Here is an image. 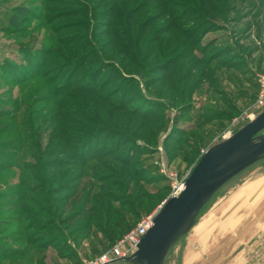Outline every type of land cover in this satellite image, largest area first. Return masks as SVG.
I'll list each match as a JSON object with an SVG mask.
<instances>
[{
  "label": "rangeland",
  "instance_id": "374dc122",
  "mask_svg": "<svg viewBox=\"0 0 264 264\" xmlns=\"http://www.w3.org/2000/svg\"><path fill=\"white\" fill-rule=\"evenodd\" d=\"M258 74L264 0H0V109L18 108L15 138L36 136L43 161L60 146L66 164L54 182L30 181L44 214L0 206V264H84L109 252L171 196L169 175L185 179L264 110L254 106ZM73 210L81 217L69 219ZM30 238L45 248H26ZM9 249L28 251L3 260ZM162 264H264V157L210 197Z\"/></svg>",
  "mask_w": 264,
  "mask_h": 264
},
{
  "label": "water",
  "instance_id": "95a60500",
  "mask_svg": "<svg viewBox=\"0 0 264 264\" xmlns=\"http://www.w3.org/2000/svg\"><path fill=\"white\" fill-rule=\"evenodd\" d=\"M264 157V110L227 138L208 148L184 179L178 195L167 198L135 251L131 264H162L171 245L186 234L202 207L229 179Z\"/></svg>",
  "mask_w": 264,
  "mask_h": 264
},
{
  "label": "trees",
  "instance_id": "16d2710c",
  "mask_svg": "<svg viewBox=\"0 0 264 264\" xmlns=\"http://www.w3.org/2000/svg\"><path fill=\"white\" fill-rule=\"evenodd\" d=\"M187 41H189V39H187ZM184 48H185L184 46L182 45L180 46V50ZM25 79L26 78L21 77L18 81L14 82V85L15 86L25 85L26 84ZM21 88H23V86ZM19 97L20 96H16V97H13V99L15 100L19 99ZM18 111H19L18 108H16L12 112H7L5 110L0 109V122L4 120L6 121L5 124H2V125L0 124V158H1V161H0V189L2 185H5L7 189L10 191V193L0 192V201L3 200L0 202V206H6L12 209H21V213L25 214L26 217L30 218V216H34L37 218L35 214L33 215L31 213L29 216L28 215L29 212H31V210H34L37 212V214L40 215V214H44V209L43 207H38V203H36L34 199L28 196L29 193H33L37 190L36 188L34 189V187L30 186V181L36 180L40 182V184H44L45 182H50V183L54 182L55 170L66 164L60 162L55 157V156H60L57 154H62V151H60L61 150L60 146H58L54 150L55 153L52 152L51 154L52 156L50 159L43 161L42 158L46 154V150H44L41 142L36 141L38 140L36 136H34V139H31V141L26 142V143H25V139H21L20 137H17V138L14 137V134L17 131V128L19 126V123H17ZM9 150H11L13 154H11V152H8ZM20 152H21L20 155H24L25 153L27 155H30L28 156L29 160L26 163L19 161V157H21L19 155ZM71 154L75 155L74 153H71ZM16 156L18 158L15 161H13ZM44 169L53 170L52 173H50L47 176V178H45L40 172L41 170H44ZM32 170H39V172L36 173V175L33 177L32 173H28L29 171L32 172ZM80 177L81 176L79 175L71 176L69 178L70 180L69 182L74 184ZM11 179L12 180L15 179V183H12ZM61 190L62 189L59 188L51 192L57 194ZM68 198L69 197L67 196H62L59 198L57 197L54 200V202H56L57 204L59 203L65 204ZM4 200H9L12 203H9V201L7 202ZM86 200L87 199L85 198V200L83 201L85 202ZM93 205L104 207V203L101 201V199H96L93 202ZM76 216H80V213L77 212L76 210L75 211L73 210L69 215L70 217L69 219L73 220ZM34 217L30 225L26 227L25 229L26 231L36 229L35 228L36 220L34 219ZM45 229H47V226L41 225L38 230L44 231ZM26 248L28 249L34 248L35 250H40V249H44L45 247L41 243H36L35 238H30L27 240ZM28 249H26L25 251H28ZM25 251H20V249H9L8 252L1 255L2 256L1 258L3 260H7L8 258H16V257L21 258L22 255H24L21 252H25ZM32 258L33 257L31 256L30 260Z\"/></svg>",
  "mask_w": 264,
  "mask_h": 264
},
{
  "label": "built area",
  "instance_id": "2783aa9c",
  "mask_svg": "<svg viewBox=\"0 0 264 264\" xmlns=\"http://www.w3.org/2000/svg\"><path fill=\"white\" fill-rule=\"evenodd\" d=\"M256 95L254 106L260 110L264 109V74L256 76ZM171 179V196L178 195L183 188L184 179L178 181L175 176L169 175ZM155 213L142 216L134 227L129 229L126 234L116 241L109 252L103 253L94 260L85 261L84 264H106L108 262L122 259L131 255L135 249L140 237L151 227Z\"/></svg>",
  "mask_w": 264,
  "mask_h": 264
}]
</instances>
